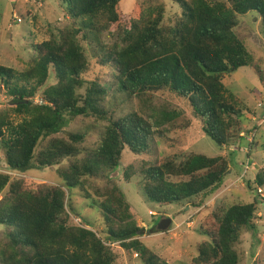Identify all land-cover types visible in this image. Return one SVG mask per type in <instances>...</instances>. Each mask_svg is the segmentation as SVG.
<instances>
[{
  "label": "trees",
  "instance_id": "1",
  "mask_svg": "<svg viewBox=\"0 0 264 264\" xmlns=\"http://www.w3.org/2000/svg\"><path fill=\"white\" fill-rule=\"evenodd\" d=\"M63 1L71 18L82 25L64 28L50 41L34 46L37 56L22 72L0 65V82L11 97V108L0 112V149L8 169L25 173L72 160L59 171L62 185L33 186L0 173V225L12 229L7 236L0 235V264H116L114 245L139 254L145 264H168L141 240L146 231L119 186L94 194L87 188L105 175L113 183L112 174L120 168L126 148L138 156L148 155L156 128L139 113L118 120L107 117L103 104L111 88L87 80L93 61L83 42L100 43L103 33L114 37V44L101 42L96 53L98 65L116 71L118 92L141 101L162 93L185 101L205 135L224 149L241 140L243 118L252 113L223 83L225 76L254 63L237 34V15L255 12L264 19V0H231L230 4L176 0L183 15L174 25L165 23L163 4L145 2L126 15L123 0ZM89 117L109 124L96 149L80 158L86 134H71L68 140L56 137L78 118ZM50 139L35 163L41 141ZM229 169V160L222 157L192 154L180 160L173 155L156 163L146 161L139 170L130 166L124 178L131 182L139 175L148 199L160 206L189 202L200 208L204 204L195 203L196 199L221 188ZM257 183L264 186V169ZM76 188L92 202V209L101 212L103 230L72 223L78 215L71 199ZM258 209L255 200L211 213L201 226L209 240L199 246L196 262L240 264L236 246L245 229L257 231Z\"/></svg>",
  "mask_w": 264,
  "mask_h": 264
},
{
  "label": "rangeland",
  "instance_id": "2",
  "mask_svg": "<svg viewBox=\"0 0 264 264\" xmlns=\"http://www.w3.org/2000/svg\"><path fill=\"white\" fill-rule=\"evenodd\" d=\"M218 1L227 4L231 2ZM145 2L152 6H166L167 25H174L176 19L183 15L176 0H123L121 7L129 15L135 13L139 5L146 4ZM237 18V34L246 42L254 57V63L225 76L223 83L252 113H246L243 118L241 140L224 149L205 135L202 124L195 119L185 101L168 93L154 94L149 97V101H141L118 92L117 81L114 79L116 71L110 66L98 65L100 56L98 58L96 53L101 42L114 44V37L103 33L100 43L93 39L83 42L93 61L87 80H99L111 88L109 100L103 104L108 113L107 117L118 120L128 114L139 113L150 119L156 128L148 155L138 156L126 148L120 168L112 174L113 183L105 175L93 180L87 188L94 194L95 190H104L113 184L119 186L140 227L146 231L141 240L168 264H198L196 260L199 246L209 240L201 230L206 218L220 207L237 203L248 204L255 200L259 203L255 219L257 231L245 229L236 250L240 255V264H264V186L257 183L258 173L264 169V19L255 12L237 15ZM73 25L79 27L82 21L71 18L63 0H0V65L17 72L26 70L37 56L34 46L50 41L59 31ZM84 93L85 90L82 91ZM10 100L9 89L0 82V112L11 108ZM40 101V98L36 99L37 103ZM14 117L17 121L22 120L16 115ZM108 124L109 121L95 117L78 118L65 133L56 138L68 140L71 134H86V142L80 147L84 150L80 157L83 158L99 145ZM50 141L51 139L41 141L36 150L35 163ZM192 154L210 158L222 157L230 162L229 173L221 188L196 199L195 203H203V207L197 208L189 202L170 207L160 206L148 199L139 175L131 182L124 178L125 171L130 166L139 170L146 161L156 163L173 155L185 160ZM71 162V159H65L55 167L36 168L25 173L12 172L8 169L5 154L0 149V173L10 175L13 180H25L33 186L62 185L64 181L59 171L67 169ZM71 199L78 212V215L72 217L73 224L84 227L89 224L90 228L104 229L101 212L91 208L92 202L84 198L82 191L78 188L72 189ZM166 219H170L172 225L168 231L161 232L158 228ZM11 230L0 225L1 236H7ZM113 247L118 257L116 264H145L139 254H129L119 245Z\"/></svg>",
  "mask_w": 264,
  "mask_h": 264
},
{
  "label": "water",
  "instance_id": "3",
  "mask_svg": "<svg viewBox=\"0 0 264 264\" xmlns=\"http://www.w3.org/2000/svg\"><path fill=\"white\" fill-rule=\"evenodd\" d=\"M171 225H172V221L170 219H166L159 226L158 230L161 231V232L168 231V229L171 227Z\"/></svg>",
  "mask_w": 264,
  "mask_h": 264
},
{
  "label": "built area",
  "instance_id": "4",
  "mask_svg": "<svg viewBox=\"0 0 264 264\" xmlns=\"http://www.w3.org/2000/svg\"><path fill=\"white\" fill-rule=\"evenodd\" d=\"M260 191H262V190H260Z\"/></svg>",
  "mask_w": 264,
  "mask_h": 264
}]
</instances>
